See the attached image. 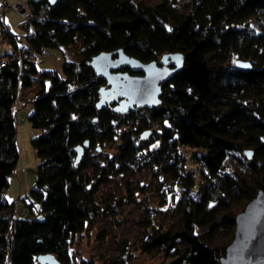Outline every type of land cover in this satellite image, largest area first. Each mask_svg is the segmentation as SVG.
Instances as JSON below:
<instances>
[{
    "label": "trees",
    "instance_id": "trees-1",
    "mask_svg": "<svg viewBox=\"0 0 264 264\" xmlns=\"http://www.w3.org/2000/svg\"><path fill=\"white\" fill-rule=\"evenodd\" d=\"M29 3L31 17L21 18L19 35L0 12L6 46L30 52L41 63L43 50L54 48L64 62L61 70H39L34 63L19 72L16 57L10 56L0 65V264H39L43 253L54 254L61 264H95L92 259L71 262L69 239L94 212L98 186L139 164V154H144L140 164L157 166L182 190L180 226L150 234L142 248L175 250L168 264H219L235 216L258 190L264 191V0H191L186 11L165 1ZM252 19L258 29L250 26ZM70 48L78 60L67 57ZM118 48L145 62L167 52L183 54L181 69L162 85L160 104L121 114L113 105L96 107L105 80L96 76L90 59ZM237 59L251 66L239 67ZM35 77L38 88L24 105L32 102L27 118L41 130L31 139L38 158L36 180L29 195L18 199L26 214L16 218L18 200L4 196L19 159L14 106L18 89L32 86ZM139 118L142 132L150 129L153 135L150 144L131 127ZM85 141L88 146L77 161L75 147ZM151 142L156 146L151 148ZM106 143L116 149L110 158L103 153ZM194 162L203 166L198 175L190 170ZM195 186L201 190L198 199L189 194ZM36 204L40 218L33 212Z\"/></svg>",
    "mask_w": 264,
    "mask_h": 264
},
{
    "label": "rangeland",
    "instance_id": "rangeland-1",
    "mask_svg": "<svg viewBox=\"0 0 264 264\" xmlns=\"http://www.w3.org/2000/svg\"><path fill=\"white\" fill-rule=\"evenodd\" d=\"M133 1L149 5L165 1L178 11H186L191 7V0ZM2 13L11 31L18 35L21 34L19 27L22 22L21 17L13 11L5 10ZM249 23L255 29L259 28L256 20L252 19ZM42 55L43 62L37 64L39 70L52 68L61 70L64 56L59 50L45 48ZM67 57L78 60L80 55L70 48ZM38 81V77H35L31 88L28 89L30 93L26 97H31L36 92ZM19 90L21 96L19 97L18 93L14 110L17 124L16 144L20 156L13 172L8 177V186L4 191L5 198L10 202L18 200L25 194L28 196L30 189L35 186V167L38 158L32 148L31 139L41 131L39 128L32 127L27 118L32 111V102H27L26 105L20 107L21 100L24 98L21 93L22 87ZM134 123L135 125L131 127L137 132L138 139H146L144 144H150L153 137L151 132L144 138L140 137L143 130L138 125L142 124V120L139 118ZM127 128V125L120 126L121 130ZM156 144L157 142H151V148ZM115 150L114 145L110 143H106L103 147L104 155L109 158ZM143 156L144 154H139V164H131L123 168L124 170L109 175L98 186L94 212L86 221L84 228L69 239L68 253L71 262L92 259L95 264H168L176 257L171 255V252L175 250H168L165 247H157L148 251L142 248L143 242L150 234L164 230L173 231L180 226V207L177 203L182 193L178 181L161 172L157 166L146 167L145 164H140L144 159ZM191 159L189 157L188 161ZM21 167L24 169L22 170ZM189 194L194 199H198L201 196V190L195 186ZM18 201L20 205H24L23 201ZM36 210V218L42 217L38 204L33 207L34 213ZM198 232L200 229L196 228V233ZM223 237V233L219 234L220 243L224 241ZM178 247L183 248L181 244ZM224 255L225 253L222 254Z\"/></svg>",
    "mask_w": 264,
    "mask_h": 264
},
{
    "label": "water",
    "instance_id": "water-1",
    "mask_svg": "<svg viewBox=\"0 0 264 264\" xmlns=\"http://www.w3.org/2000/svg\"><path fill=\"white\" fill-rule=\"evenodd\" d=\"M51 3L56 0H49ZM237 65L251 66L248 61L237 60ZM183 65L181 52H167L159 59L141 61L126 54L122 48L100 51L90 59V67L105 84L98 89L96 107L113 105L117 113H126L132 108H153L160 104L162 85ZM246 67V68H249ZM127 68L128 70H123ZM149 130L141 133L144 138ZM83 145L75 147L76 160L82 155ZM249 156V152H247ZM39 264H61L52 253L37 256ZM219 264H264V191L258 190L244 208L235 216V226L225 255Z\"/></svg>",
    "mask_w": 264,
    "mask_h": 264
},
{
    "label": "built area",
    "instance_id": "built-area-1",
    "mask_svg": "<svg viewBox=\"0 0 264 264\" xmlns=\"http://www.w3.org/2000/svg\"><path fill=\"white\" fill-rule=\"evenodd\" d=\"M30 3L28 0H17L13 2L8 1H1L0 2V12L1 11H10L17 13L22 19L29 20L31 17L30 12ZM7 25L3 23L2 28L6 27ZM18 43V42H17ZM18 47L20 48L21 45L18 44ZM16 57V62L18 66V71H22L24 69H30L31 65L36 63H41V59L35 58L30 52H23L20 49L16 50H9V48L6 46V43L3 40V37L0 33V65H4L5 62L8 60V58ZM18 93L19 89L17 91V98L18 99ZM202 164L200 162H194V164L191 166V171L193 175H198L199 171L202 169ZM24 168H22L23 170ZM13 214L14 217L19 218L22 217L24 214H26V208L21 206L19 201H15L13 205Z\"/></svg>",
    "mask_w": 264,
    "mask_h": 264
},
{
    "label": "crops",
    "instance_id": "crops-1",
    "mask_svg": "<svg viewBox=\"0 0 264 264\" xmlns=\"http://www.w3.org/2000/svg\"><path fill=\"white\" fill-rule=\"evenodd\" d=\"M31 88V86L30 87H22V92L21 93H23L22 94V98H24V99H22L21 100V105H20V107L21 106H23L24 105V103L28 100V98L29 97H26V96H28V93H30V92H28V89H30ZM26 92V93H25ZM25 93V94H24ZM19 94H20V90H19ZM31 94H32V91H31ZM21 96V94L19 95V97ZM26 98V99H25ZM21 99V98H20ZM26 105V104H25ZM18 108H19V106H18ZM19 156H20V153H19ZM22 168V167H21ZM26 195V194H25ZM24 197V196H23Z\"/></svg>",
    "mask_w": 264,
    "mask_h": 264
},
{
    "label": "snow or ice",
    "instance_id": "snow-or-ice-1",
    "mask_svg": "<svg viewBox=\"0 0 264 264\" xmlns=\"http://www.w3.org/2000/svg\"><path fill=\"white\" fill-rule=\"evenodd\" d=\"M243 67H245V68H246V67H249V65H243Z\"/></svg>",
    "mask_w": 264,
    "mask_h": 264
}]
</instances>
